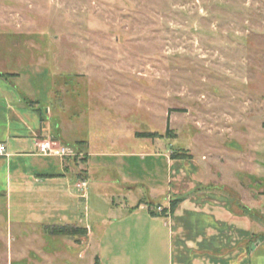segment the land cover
Here are the masks:
<instances>
[{"label":"rangeland","instance_id":"1","mask_svg":"<svg viewBox=\"0 0 264 264\" xmlns=\"http://www.w3.org/2000/svg\"><path fill=\"white\" fill-rule=\"evenodd\" d=\"M0 73L72 160L0 169V264H173L184 200L264 232V0H0Z\"/></svg>","mask_w":264,"mask_h":264},{"label":"crops","instance_id":"2","mask_svg":"<svg viewBox=\"0 0 264 264\" xmlns=\"http://www.w3.org/2000/svg\"><path fill=\"white\" fill-rule=\"evenodd\" d=\"M0 92L2 93H0L2 105L0 106L4 109V113H0V142H4L7 148V155L3 156L6 159H0V169H5L7 186L12 188L15 174L21 189L28 184L32 185V178L26 173L29 167L43 171L36 174L35 185L39 187L45 181L57 180L56 177L61 173L46 172L53 166L54 159L57 158L65 169H68L66 162L72 160L65 155L43 154L39 152L38 145L41 141L50 139L54 143L59 142L62 146L60 135L36 106L28 108L25 105V96L17 87L0 80ZM85 173L84 176L88 174ZM84 181L86 180H81L80 183ZM221 209L219 206L208 205L203 210L210 213L200 212L192 216L193 210H202V208L196 209L190 200H184L173 212L175 219L172 218L171 223L173 247L176 253L173 264H264V236L259 237L250 247L247 246L248 244H243L244 246L235 249L234 237L244 233L248 236L250 221H234L233 215ZM172 215L167 216L169 220ZM188 215L193 218L176 221L177 218L183 219ZM166 220L165 222L168 223ZM234 225L239 229L235 232L236 236L233 233ZM88 234L87 228L86 235Z\"/></svg>","mask_w":264,"mask_h":264},{"label":"built area","instance_id":"3","mask_svg":"<svg viewBox=\"0 0 264 264\" xmlns=\"http://www.w3.org/2000/svg\"><path fill=\"white\" fill-rule=\"evenodd\" d=\"M38 149L39 152L43 153V154H47V155H61L64 156L67 154V148L64 146H58L56 147L54 145V142L50 139L41 141V143H39L38 145ZM7 155V148L4 142H0V156H6ZM78 188L80 189H84L85 190V186H86V182L84 181L83 183H78L77 184ZM157 211L161 212L163 211V208L161 206L157 207Z\"/></svg>","mask_w":264,"mask_h":264},{"label":"trees","instance_id":"4","mask_svg":"<svg viewBox=\"0 0 264 264\" xmlns=\"http://www.w3.org/2000/svg\"><path fill=\"white\" fill-rule=\"evenodd\" d=\"M4 76L5 74L0 73V76ZM39 110V109H38ZM40 111V110H39ZM41 113V112H40ZM42 115V114H41ZM43 116V115H42ZM44 117V116H43ZM42 121H44V118H42ZM170 129H167V132ZM56 132L58 133V130L56 129ZM138 136H143V137H149V138H155L157 136H161L159 135V133L157 131L154 132H148V133H137ZM152 213H156L155 211H152ZM80 231H84L85 233H87V228H80V227H75V226H68V227H55L52 229L51 233L52 234H61V235H69V234H77ZM264 236V232L259 234V237Z\"/></svg>","mask_w":264,"mask_h":264}]
</instances>
